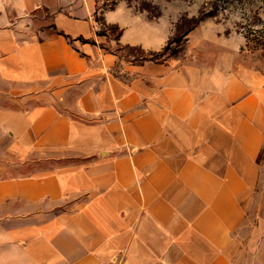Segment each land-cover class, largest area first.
Segmentation results:
<instances>
[{
    "label": "crops",
    "instance_id": "obj_1",
    "mask_svg": "<svg viewBox=\"0 0 264 264\" xmlns=\"http://www.w3.org/2000/svg\"><path fill=\"white\" fill-rule=\"evenodd\" d=\"M97 5L0 0V263L264 264V73Z\"/></svg>",
    "mask_w": 264,
    "mask_h": 264
},
{
    "label": "rangeland",
    "instance_id": "obj_2",
    "mask_svg": "<svg viewBox=\"0 0 264 264\" xmlns=\"http://www.w3.org/2000/svg\"><path fill=\"white\" fill-rule=\"evenodd\" d=\"M97 4V8L103 10L125 6L149 17H171L173 34L162 53L155 56L139 48L119 47L127 60L141 63L152 58L181 57L185 53L187 36L200 27L201 30H211L219 38H232L236 62L251 64L252 68L264 73V0H97ZM108 29L112 39H117L119 30L114 26ZM255 200L252 212L255 208L263 211L264 200ZM249 218L253 225H264L263 215L251 213ZM253 250L264 253V247Z\"/></svg>",
    "mask_w": 264,
    "mask_h": 264
},
{
    "label": "trees",
    "instance_id": "obj_3",
    "mask_svg": "<svg viewBox=\"0 0 264 264\" xmlns=\"http://www.w3.org/2000/svg\"><path fill=\"white\" fill-rule=\"evenodd\" d=\"M155 55V54H154ZM158 54H156L155 56H157ZM153 59V58H152ZM155 59V58H154Z\"/></svg>",
    "mask_w": 264,
    "mask_h": 264
}]
</instances>
